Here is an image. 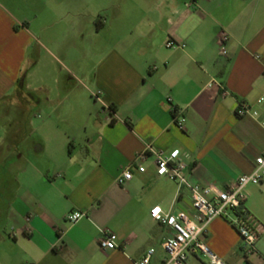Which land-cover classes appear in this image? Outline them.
<instances>
[{"label":"crops","instance_id":"0c3cea01","mask_svg":"<svg viewBox=\"0 0 264 264\" xmlns=\"http://www.w3.org/2000/svg\"><path fill=\"white\" fill-rule=\"evenodd\" d=\"M262 96L264 0H0V264H138L149 249L164 264L171 231L151 210L196 220L191 193L135 157L179 149L193 183L225 189L264 154ZM246 195L256 253L222 217L203 237L227 264H264V182Z\"/></svg>","mask_w":264,"mask_h":264},{"label":"built area","instance_id":"2783aa9c","mask_svg":"<svg viewBox=\"0 0 264 264\" xmlns=\"http://www.w3.org/2000/svg\"><path fill=\"white\" fill-rule=\"evenodd\" d=\"M219 39L220 44L225 46L229 42L230 36L222 31ZM176 46L178 45L174 41L167 43L168 48ZM227 53V50H222L223 55H227ZM92 95L96 101L102 102L100 93L94 92ZM258 104L264 106V96L258 99ZM236 115L238 117L249 116L256 120L260 117L259 111L254 110L246 103L239 104ZM260 125L264 128V120H260ZM178 126L184 130V119L178 123ZM149 156L153 157V164L159 177L167 178L180 187L189 190L196 212V220H192L184 212L177 215L165 214L159 206L151 210V217L166 225L171 231V235L162 244L167 253L164 264H190V258L198 255L204 257L206 264H227L213 253L203 241L210 223L220 217L232 221V225L238 230L242 238L245 253L247 255L256 253L260 225L245 206L246 188L249 185L258 186L264 182V154L257 158L256 167L251 173L242 175L225 189H220L215 185L193 183L189 178L187 165L182 160L179 149L165 152L148 146L135 157L132 166L134 165L138 172L145 173L147 169L144 162ZM132 178L133 173L130 168H127L121 173L118 183L124 185ZM86 216L85 212L74 211L68 213L65 219L69 223L75 224ZM117 239L114 232L102 230L99 239L101 249L104 251L117 249ZM154 253L155 249H149L146 256L138 264H149Z\"/></svg>","mask_w":264,"mask_h":264}]
</instances>
